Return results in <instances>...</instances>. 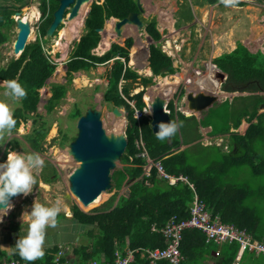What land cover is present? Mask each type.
I'll list each match as a JSON object with an SVG mask.
<instances>
[{"label":"trees","instance_id":"trees-1","mask_svg":"<svg viewBox=\"0 0 264 264\" xmlns=\"http://www.w3.org/2000/svg\"><path fill=\"white\" fill-rule=\"evenodd\" d=\"M219 1L209 0V3L215 4ZM15 2H18L19 6L0 2V45L8 41L7 30L15 23L13 17L15 11L20 10L28 1L15 0ZM57 5L58 0H51L50 14L43 17L39 25L41 35L45 34L46 28L52 20V11ZM240 5H243V2L237 6ZM40 7L42 11H45L46 0H41ZM134 11H138L137 0L92 2L84 22L85 33L75 43L72 55L64 63V67L58 75L55 73L57 64L51 59L39 39L28 43L18 58H11L5 65L0 66V79L3 81L17 79L27 93L26 97L20 100L19 105L13 109V115L17 121L13 130H16L21 120H26L30 113H36L39 118H43L53 112L66 95L68 85L75 72L88 71L98 64H107L109 67L110 64L105 72L108 86L104 92V98L118 107L125 108L127 146L120 158L122 167L112 173L114 184L109 190L112 193L111 197L99 206L92 207L93 213L83 211L76 204L73 206V214L70 219L77 222L79 227L90 228L85 230V237L88 238V241L82 245H73V257L72 255L69 257L70 261H73L74 264H89L92 260L100 261L101 259L113 261L117 251L126 254L129 250L134 255L129 264H149L146 249L166 246L161 229L169 218L173 215L178 219L189 216L188 209L193 199L192 188L180 180L173 185L169 184L167 179L158 175L155 167H152L150 175L143 174L142 166L145 159L138 156L142 150V147L138 146L141 141L144 142L148 155L153 159L160 160L167 173L176 176L183 175L194 184L196 193L213 215H218L222 222L245 229L254 238L264 241V218L260 216L258 205L255 202L257 196L264 198V185L254 188L250 183L251 175L258 177L257 181L263 180L262 176H264V111H258V105L264 103V95L256 93L236 96L230 103L225 100L217 105V108H210L200 120L202 125H212L210 132L212 135L230 132L233 143L229 145L228 151L220 152L221 149L217 146H210L217 150V155L208 160L205 159L204 154L194 158L195 155L190 153L194 148L191 147L176 153L172 152L171 149L178 148L181 141H187V134H182V127H179L180 130L178 129L170 139L159 141L151 129L149 118L143 116L137 119L134 109L124 98H131L129 94L131 91L130 82H137L140 77L132 68L133 66L144 64L149 66L155 75H160L162 68L172 64L169 55L164 53L159 45L151 41L146 46L139 48L131 37L121 42H112L110 48L101 55L93 53V49L97 47L100 40V33L97 29L103 27L105 21L110 17L121 19ZM181 15L187 20L192 18L189 5L185 4ZM46 24L47 26H45ZM145 30L152 40L160 39L161 34L157 29L155 18L146 23ZM80 34L77 32L76 40ZM231 48H227V50ZM222 51L225 50L220 52ZM214 53L215 49L213 48L212 54ZM212 63L227 74L228 78L225 84L227 91L245 88L248 92H264V54L261 51L251 52L243 43L238 42L230 52H224L214 57ZM207 69L208 72L213 73L215 68L208 64ZM174 71L175 69L172 68L169 73H174ZM51 77L61 79L64 83L56 82L50 88L51 94L46 97V102L43 105L44 110L38 112V104L41 100L40 89ZM142 79L145 83L151 80L150 77ZM122 80L126 83L120 86ZM179 80L176 84L179 83ZM140 88V86L136 88V92L140 91ZM205 89H211L210 84H206ZM164 91L167 94L172 92ZM144 94L145 91L141 90L133 96L138 109L145 106ZM181 94L182 92L180 96ZM168 108L172 120L175 121L173 102L168 104ZM176 114L178 124L184 120L191 121L190 126L196 131L198 121L194 116L185 117L181 112ZM72 115L77 118L81 115V108L78 105L73 109ZM242 119L249 123L245 133L239 134L236 131H230L231 127L237 129ZM32 121L33 130L27 139L31 147L38 150L48 128L45 127V120L38 122L37 126V119L33 118ZM119 127L116 128L113 135L114 141L119 140L122 136V129ZM180 131L181 136L179 135ZM194 136L199 137V134L196 133ZM12 142L16 143L17 140L13 139ZM200 146L204 148L201 144ZM258 159L260 163L256 164ZM244 173L248 184H242L243 187H241L238 180L239 176ZM44 176V182L49 183L55 179L57 171L53 168L52 177ZM232 181L235 183L234 187H232ZM127 185V191L121 194L115 203L117 194ZM104 196L102 193L87 206L96 205ZM76 199L81 203L77 197ZM81 205L83 204L81 203ZM61 215H58V219L64 218ZM152 226H155L156 230H152ZM11 227L14 226L11 225ZM210 245H214L211 250L208 249ZM57 247L58 245L55 244L46 248L44 257L34 262L52 264L53 253ZM180 248L181 255L184 257L180 264H205L218 248L222 254L220 264H231L235 259L238 244L233 242L218 246L215 242L206 243L205 234L201 230L186 229L183 232ZM4 257L7 259L20 258L18 254L9 256L4 250H0V262ZM159 264L171 263L168 260H161Z\"/></svg>","mask_w":264,"mask_h":264},{"label":"rangeland","instance_id":"rangeland-1","mask_svg":"<svg viewBox=\"0 0 264 264\" xmlns=\"http://www.w3.org/2000/svg\"><path fill=\"white\" fill-rule=\"evenodd\" d=\"M27 4L22 6L20 11L23 13L24 7H29L32 4L37 5V0H27ZM93 1L88 5H91ZM101 2L102 0H98ZM143 2V12L140 14L144 24L146 25L152 18L156 20V26L159 30L161 37L159 40L154 41L150 38V35L145 30V25L142 29H138L136 25H128L124 28L122 34L117 36L114 31V20L108 19L104 23L105 30L101 32L100 46L94 50V53L97 55H101L104 52V49L108 47L112 42H121L122 40L131 37L133 38L137 47L141 48L146 46L150 41L159 45L164 53L169 55L172 59V64L174 66V73L166 72V75L161 77L151 75L150 83H145V81L140 80L139 82H130V89L132 92H136V88L140 85H143L144 88H149L146 97H154L157 94L162 93L160 97L168 99L172 93L165 95L166 92L161 89H165V87L160 88L159 85L163 82V85H166L164 77H168L170 81L175 79L177 76V80L179 83L175 85L174 90L176 91L174 94V100H178L177 107L181 106V102L185 101L189 102L186 99V93L188 91H203V89L199 85V78H202V75L208 74L205 66L207 67L206 62L212 60L214 56L213 48L216 53L221 50H225V48H230L234 46L238 41L244 43L251 49L252 52H256L258 48L263 49L264 53V1L262 0H240L243 2L242 6H236V8L226 7L220 1L215 4L209 3V0H141ZM2 4H15L19 6L18 2L15 0H0ZM59 4V2H58ZM185 4L190 6L192 11V18L187 20L182 17L181 13L183 12V8ZM58 6V5H57ZM57 7H55L56 9ZM87 6L85 7V9ZM90 8V7H89ZM84 9V10H85ZM210 10V11H209ZM241 10V11H240ZM55 11V10H54ZM53 11V13H54ZM89 11V10H88ZM87 11V13H88ZM205 12V13H204ZM240 12L245 13L246 20H240V31L239 35L234 39H226L223 38L222 41H218L216 35L226 36L229 31L228 24L230 23L228 19H231L232 16L235 17ZM86 13V15H87ZM73 19L67 20L59 31L64 29L65 31H70L74 29ZM79 20V18H78ZM238 20V19H237ZM81 21V19L79 20ZM110 21V22H109ZM246 21V22H245ZM38 22L37 20L34 23H31L30 30L33 31V38L29 39V43L33 42L36 39H39L44 46V49L48 50V54L51 59L57 64L55 69V73L58 75L62 67H64V63L73 53V45L76 40V31H73V37L63 38L61 40V44L56 46L57 40L60 38L59 31L56 34L49 38H45L43 35L39 38L38 32ZM84 24V19L82 21ZM47 26V24L45 25ZM72 26V27H71ZM74 26V27H73ZM48 27V26H47ZM131 29L128 31L127 29ZM174 31L171 33L170 31ZM84 26L81 27L79 34H83ZM8 41L4 42L0 45V66L5 65L13 55L10 54L12 52L13 41L16 37V28L15 25L12 24L8 30ZM128 32V33H127ZM262 32V33H261ZM229 33V32H228ZM72 34V33H71ZM112 34V36H111ZM123 38V39H122ZM68 39V41H67ZM33 40V41H32ZM234 40V41H233ZM78 40H76L77 42ZM107 42V43H106ZM55 43V44H54ZM106 43V44H103ZM56 48V49H55ZM57 50V51H56ZM64 50V51H63ZM66 53V54H65ZM222 54V53H221ZM16 57V56H14ZM180 59V60H179ZM205 64V65H204ZM110 67V64L108 65ZM107 64H98L95 68H92L88 71L79 70L73 74L72 81L68 85V91L61 103L54 108V111L50 114L46 115L43 118H39L36 113H30L29 117L26 120H21L19 127L16 130H13L10 136H5L3 141H0V163L6 161L7 151L12 150L17 153L23 154H31L38 153L45 164L42 171L34 172V175L37 179V184L33 188V192L28 196L18 195L17 200H11V203L14 207L8 212L6 216L10 217V221H15L14 219L17 217L21 218L22 223V213L25 211H31V205L33 201L42 203L46 206H59L61 208L60 215L66 217H71L73 214V206L76 204L83 211L88 213H93L91 210L92 207L99 206L103 201L108 200L112 193L109 190L103 192L105 195L104 198L93 206H84L81 205L80 202L76 199L74 195L70 192V173L79 167L80 161L77 160L71 152V143L74 141L77 136V121L78 118L72 115L73 109L78 105L81 108V115H85L87 111H95L100 115V118L103 123V128L106 134H111L113 127L115 125H120L119 128L123 130L125 129V108L122 106L120 109L122 110V116H115L112 112L113 104L106 101L103 94L106 90V77L105 72L108 69ZM140 68V69H139ZM137 71L140 73L142 77H147V73L142 71V67H137ZM195 71V72H194ZM197 71L200 72V76H197ZM193 73L195 75H193ZM174 75V76H172ZM176 80V81H177ZM186 80H191L188 84H186ZM161 81L160 83H158ZM2 80H0V101L7 103L12 110L19 105V101H14L10 97H6L4 95L5 87L3 86ZM64 83L61 79L57 78H48L45 82V85L40 89V97L46 99L47 91L56 83ZM199 82V83H198ZM155 83V84H154ZM157 83V84H156ZM147 90V89H146ZM162 91V92H161ZM170 92L172 90H169ZM182 91L181 96H178ZM231 92V91H228ZM229 94L234 96H241L249 94L248 91L243 88V90L234 91L232 93L222 94L226 97H229ZM264 94V93H262ZM152 95V96H150ZM230 95V96H231ZM167 96V97H164ZM145 97V95H144ZM148 100V99H147ZM41 102V100H40ZM38 104V112H43V101ZM176 103L174 104V106ZM206 107V106H205ZM191 109V107H189ZM175 109V107H174ZM184 111H187V114L190 113L185 107ZM194 110V109H193ZM259 112L264 111V108H259ZM80 115V116H81ZM177 117V116H176ZM36 118L38 122L46 121L45 127L47 129V133L44 139L41 142V147L36 150L31 147L29 140L27 139L28 135L32 133L33 130V121L32 119ZM124 120V125L122 127L121 121ZM191 121H184L182 134H190L193 137L196 132L193 130L192 126H190ZM185 123V126H184ZM247 123L243 122L237 131H246ZM110 138V137H109ZM13 139H18L17 143L12 142ZM111 139V138H110ZM10 141V143H9ZM213 143V141H212ZM230 145L233 143L232 138L230 137L229 141ZM194 149L190 151V153L194 154L196 158L205 155V159L208 160L213 156H216L217 150L215 148L201 147L200 145H196L193 147ZM220 152H225L220 146ZM262 149V148H261ZM228 151V149H227ZM78 163V164H77ZM260 163L258 159L256 164ZM48 165L46 168L45 166ZM122 163L120 159H116L115 167L111 170L113 171L122 167ZM53 168L57 171V176L55 179L51 180L49 183L42 185L44 182V175L48 177H52ZM74 168V169H73ZM236 171V170H235ZM251 171V169H250ZM73 173V172H72ZM263 180L257 181L255 175H251V185L254 188H259L264 185V176ZM254 179V180H253ZM241 187L242 184H248V179L246 178V174H242L239 176L238 180ZM112 186L113 181L111 180ZM232 187H234L235 183L232 181ZM49 185V186H48ZM239 186V187H240ZM127 187H124L117 194L115 203L118 197L127 191ZM45 188V189H44ZM16 201V202H15ZM255 202L258 205V212L261 217L264 218V198L260 196L255 197ZM115 205V204H114ZM66 209V211H65ZM101 209V208H100ZM22 211V213H21ZM4 218V217H3ZM7 221V220H6ZM4 223V222H3ZM20 223V222H19ZM77 223V222H76ZM1 224V223H0ZM78 225V223H77ZM264 227V225H263ZM90 227H81L79 229V235H82V240L80 237V242H87L88 238L85 237V230ZM7 229V228H5ZM57 236L59 240L65 239L69 236V233L66 231H54L50 230L49 234ZM78 235V236H79ZM78 245V244H77ZM214 245H210L208 249H213ZM256 254L253 251L247 250L245 252V256L253 257ZM219 260V259H218ZM213 264H218L217 260H213ZM241 264H264V256L261 257L257 263L252 258H246L242 261Z\"/></svg>","mask_w":264,"mask_h":264},{"label":"water","instance_id":"water-1","mask_svg":"<svg viewBox=\"0 0 264 264\" xmlns=\"http://www.w3.org/2000/svg\"><path fill=\"white\" fill-rule=\"evenodd\" d=\"M88 0H59V4L53 13L52 21L46 29L45 38L53 36L56 28L60 24H64L67 20H71L78 15L79 8L82 3ZM138 11L129 13L128 16L114 21V31L120 37L124 28L128 25H136L138 29L144 27V22L140 17L143 12V2L137 0ZM68 8L69 13L67 19L63 15L65 9ZM16 37L13 41V54L16 58L22 53L25 46L28 44V37L31 32L30 23L22 20L21 11H15L14 15ZM112 19L114 17H111ZM116 19V18H115ZM98 32L105 30V27L97 29ZM123 39V38H122ZM212 67H216L211 64ZM174 68L173 64L161 69L160 74H164ZM226 74L217 70L212 79V88L216 84L218 89L226 80ZM186 99L189 102L191 109H197L201 106H207L214 102L215 92L209 89L203 91H188ZM42 101H44L42 99ZM41 101V102H42ZM185 105L186 102H182ZM264 108V103L258 105L259 108ZM152 115L150 126L154 133L158 130L157 122H171L172 118L169 112L165 109L164 101L161 98L151 104ZM112 112L115 116H122L124 112L118 107H113ZM168 114H165V113ZM127 124V120L125 126ZM77 136L71 143V152L74 157L80 161L79 167L74 169L70 175V192L77 197L81 203L87 206L93 202L103 192L112 188V173L111 170L115 167L116 159H120L127 146L126 127L123 130V136L120 141L110 139L104 131L103 123L100 115L95 111H87L85 115H81L77 121ZM15 197V196H14ZM11 198V200L14 199Z\"/></svg>","mask_w":264,"mask_h":264},{"label":"clouds","instance_id":"clouds-1","mask_svg":"<svg viewBox=\"0 0 264 264\" xmlns=\"http://www.w3.org/2000/svg\"><path fill=\"white\" fill-rule=\"evenodd\" d=\"M37 2H40V5H41V0H37ZM97 2H99V1L97 0ZM101 2H103V0ZM101 2H99V3H101ZM220 3H222L226 7L235 8L240 3V0H220ZM40 5L39 6H38V4L36 5V8H37L38 13H39V16H38L39 17V21H38V23H39L38 24L39 38L42 37V35L39 31V25H40V23L44 17L43 12H45V11H42ZM67 10H68V8H67ZM89 10H90V8H89ZM41 12H42V14H41ZM21 14H22V12H21ZM49 14H50V11L47 15L49 16ZM52 18H53V11H52ZM109 19H112V18L110 17ZM113 19H114V21L117 20V18L115 19V17ZM61 25H63V24H60L57 27L58 31H59ZM30 27H31V24H30ZM57 28H56V30H57ZM56 30H55L54 34H56ZM99 33L101 34V32H99ZM100 38H101V35H100ZM79 39H80V37H79ZM238 42H240V41H238ZM236 46H237V43H236L235 47ZM245 46L248 48L247 45H245ZM96 48L97 47H95L93 49V53H94V50ZM12 51H13V49H12ZM257 51L262 52L263 51L262 47L258 48ZM228 52H230V51H228ZM12 58H16V57H14V55H13ZM133 67L135 68L136 66H133ZM214 68H215L214 74L217 72V70H220L217 67H214ZM62 69H63V67H62ZM159 76L161 77L163 75L160 74ZM226 76H227V74H226ZM227 78H228V76L226 77V80L223 84H226ZM106 81H107L106 82V88H107L108 80L106 79ZM123 83H126V81L122 80V82L120 83V86H122ZM3 86L5 87L4 95L6 97L12 98L14 101L20 102V100L25 98L27 95L26 90L18 82L17 79L6 80L3 82ZM200 87H201V85H200ZM219 89L224 91V92H228L226 90V88H223V85ZM142 90L145 91V89H142ZM140 91H138V92H140ZM234 91H238V90H233L230 93H232ZM138 92L130 91L129 94H130L131 98H133V96L135 94H137ZM256 93L262 94L264 92L263 91L249 92V94H247V95L256 94ZM50 94H51V90L49 89L47 91L46 95L49 96ZM144 95H146V93ZM247 95H245V96H247ZM262 95H264V94H262ZM103 96H104V94H103ZM234 97H236V96H234ZM234 97H233V95H232V97L229 96V98L232 100ZM42 99L43 98H41V101H42ZM43 100H44L43 103L46 102V99H43ZM226 100H228V97H226ZM144 102H145V106H143V107L148 108L145 110V114L148 115L147 117L151 121L152 109H151V107H148L146 105V97H144ZM110 103L113 104V107L116 106L113 102H110ZM182 106L185 107V105H183V103H182ZM116 107H118V106H116ZM118 108H120V107H118ZM167 108L168 107H165L166 110L169 109V108L168 109ZM168 112H169V110H168ZM165 114H168V113L166 112ZM169 114H170V112H169ZM79 117H78V119H79ZM125 118H126V116H125ZM138 118H139V116L137 115V119ZM149 124H150V122H149ZM16 125H17V121L14 118L12 108H10V106L7 103L0 101V141H3L6 135L10 136L13 129L16 127ZM248 126H249V123H248ZM156 127L158 129L155 133L157 140L164 141L166 139H170L172 136H174L176 134L179 127H182V122H180L178 124L177 122H175L173 120L171 122L159 121V122H157ZM9 143H10V141H9ZM6 158L7 159L5 162L0 163V223H3V217L6 216L8 214V212L14 207V205L11 203L12 197L18 196V195H23L26 197L33 192V188L37 184V179H36V176L34 175V172L42 171L44 164H45L44 160L42 159V157L38 153L23 154V153H17L16 151L8 150ZM65 211H66V209H65ZM60 212H61V208L59 206H55V205L46 206V205L39 203V202H36L34 200L32 205H31V211L30 212L25 211L22 213V222L27 224V228L25 230L26 234L20 235L19 238L16 240L14 246L0 245V250L7 251L9 253L8 255L18 254V256L20 258H11V259H20V260H23L25 262H28V264H32V262H34L38 259H42L45 255L44 246H45V241H46L47 229H49V228L54 229L58 226V215L60 214ZM66 218H68V217H66ZM15 223H17V222H15ZM70 247H72V249H73V245H71ZM214 253H215V251H214ZM262 255L264 256V254H262ZM242 258H243V256H242ZM4 259H7V258L4 257ZM232 262H231V264H232ZM239 262L237 264H239Z\"/></svg>","mask_w":264,"mask_h":264},{"label":"built area","instance_id":"built-area-1","mask_svg":"<svg viewBox=\"0 0 264 264\" xmlns=\"http://www.w3.org/2000/svg\"><path fill=\"white\" fill-rule=\"evenodd\" d=\"M38 6L40 2H37ZM50 11V0H46V9L43 12V16L46 17ZM42 14V12H41ZM39 21V17L37 22ZM132 95V94H131ZM128 104L134 109V115L140 117L148 116L145 114L147 107L138 109L136 107L134 98H126ZM168 111V110H167ZM142 147L141 152L138 153V156H141L145 159L143 164V174L150 175L152 167L156 168V171L160 177H163L168 180V183L173 185L177 181H183L187 183L193 190V199L189 206L188 212L189 216L187 218L178 219L175 215L171 216L166 222L165 226L161 229L165 237L166 246L164 248H153L146 249L147 258L149 264H159L161 260H168L171 264H180L184 257L181 255L180 247L183 237V232L186 229H199L205 234L206 243L215 242L218 246H221L225 243L236 242L238 244V250L235 255V260L232 264H237L241 259L243 254L249 250L256 253L264 254V241L254 238L250 233L245 229H240L233 224L222 222L218 215H213L212 211L207 207L205 202L200 199L198 194L195 191L194 184L189 182L187 177L183 175H173L167 173L160 160L151 158L147 150L145 149L144 142L141 141L138 146ZM139 146V147H140ZM152 230H156L155 226H152ZM72 247L65 244H58L57 250L53 253V263L58 264H74L73 261H70L69 257H73ZM215 256L219 257L221 255L220 249L215 250ZM134 258L133 252L127 250L126 254H122L117 251L116 256L113 261H107L101 259L100 263L102 264H129ZM99 261L92 260L89 264H98ZM0 264H28L20 259H3ZM32 264H48L42 262H33Z\"/></svg>","mask_w":264,"mask_h":264},{"label":"crops","instance_id":"crops-1","mask_svg":"<svg viewBox=\"0 0 264 264\" xmlns=\"http://www.w3.org/2000/svg\"><path fill=\"white\" fill-rule=\"evenodd\" d=\"M262 1H264V0H262ZM88 6V5H87ZM240 6H242V5H240ZM26 8V7H25ZM24 8V9H25ZM89 8V7H88ZM23 9V10H24ZM85 11V10H84ZM86 13V12H85ZM77 16H79V13H78V15ZM76 16V17H77ZM75 17V18H76ZM83 17V16H82ZM75 18H74V20H75ZM86 18V17H85ZM85 18H84V22H85ZM79 20H80V17H79ZM79 20L78 19H76V21L75 22H77L76 23V25H75V27H74V30L76 31V33L77 32H79L80 31V29H81V27L83 28V26H84V29H85V24H81L80 25V22H79ZM237 20V19H236ZM82 21V20H81ZM242 21V20H241ZM79 22V23H78ZM246 22V21H245ZM74 23V22H73ZM82 23V22H81ZM60 32V31H59ZM84 33H85V30L83 31ZM77 35V34H76ZM82 36V34H80V36L79 37H81ZM111 36H112V34H111ZM79 39V38H78ZM77 39V40H78ZM100 40H102L101 38H100ZM100 40H99V43H100ZM234 41V40H233ZM62 43V42H61ZM75 43H76V40H75ZM75 43H74V45H73V47L75 46ZM98 43V45H97V48L100 46V44ZM107 43V42H106ZM106 43H103V44H106ZM235 43V42H234ZM110 46H111V44L108 46V47H106L105 49H104V52H106L109 48H110ZM249 48V47H248ZM234 49V48H233ZM232 49H230L229 51H231ZM251 50V49H250ZM103 52V53H104ZM228 52V51H227ZM102 53V54H103ZM215 53H216V51H215ZM214 53V54H215ZM218 56V55H217ZM206 64L208 65V64H212V60H210V61H207L206 62ZM205 65V64H204ZM142 67L143 68V66L145 67V66H147V65H143V66H141V65H136V67L134 68L133 67V69L140 75V73L137 71V67ZM147 67H149V66H147ZM214 68V67H213ZM205 69H206V71H208V69H207V67L205 66ZM151 71H152V69H150ZM195 72V71H194ZM197 73V76H199V77H201L200 75V72L199 71H197L196 72ZM151 75H155L154 73H153V71L150 73V74H148V75H145V76H147V77H150V78H152L151 77ZM193 75H195L194 73H193ZM155 76H158V77H160L159 75H155ZM214 76H215V74H214V72L213 73H210V72H208V74H206V75H202V78H199V85H203L201 88L202 89H205V86H206V84H210V86H212V79L214 78ZM143 77L140 75V77L137 79V82H139L140 80H143L142 79ZM151 81V80H150ZM189 82H191V80H186V84H188ZM147 83H150V82H147ZM203 83V84H202ZM139 86L141 87L140 88V90H142V89H145V93H146V95H147V92H148V89L149 88H144V87H142L143 85H140V83H139ZM138 86V87H139ZM214 86V88H212L211 87V89H209V90H212V91H214L215 92V99H214V102L213 103H211L210 105H207L206 107L205 106H201V107H198L197 109H190L189 108V106H188V103L186 102L185 103V108L187 109V110H189L190 111V113L189 114H187V111L185 112L184 111V109H182V108H184L183 106H182V104H181V106L180 107H177V101L178 100H174L175 102H173V106H174V104L176 103V105L174 106L175 107V109H174V113H175V122H177L178 123V116H177V112H181L185 117H191V116H194L195 118H196V120L198 121V124H197V126H196V133L197 134H199V137H195V136H193V137H191V135L188 133L187 134V141L185 142V141H181L182 143H180V146L178 147V148H176V147H173L172 149H171V151L172 152H174V153H176V152H178V151H180V150H183V149H185V148H187V147H191V148H193L194 146H195V144H198L199 143V145L201 144L202 146H204V147H210V146H214V147H218V148H220V146H222V149L224 150V151H227V149L229 150V145H230V143H229V141H230V132H228V133H217V134H215V135H212V133H210L211 132V130H212V125H202L201 123H200V120L202 119V117L204 116V114L210 109V108H217V105H219L220 103H222L223 101H225L226 100V96L224 95H222V94H226V93H230V92H222V90H220V89H218V87H216V84L215 85H213ZM137 87V88H138ZM223 88H225V84H223ZM147 89V90H146ZM176 90V89H175ZM174 89L172 90V95L168 98V99H165V98H162V97H160L161 95H162V93H160V94H157V95H155L154 97H151V98H149V100H147L146 99V105L148 106V107H151V104L156 100V98H161L163 101H164V106L165 107H168V104L170 103V102H172V99H174V94H175V91ZM182 91H180V93H181ZM146 95H145V97H146ZM168 95V94H167ZM178 96L180 97V94L178 93ZM242 96H245V95H242ZM164 97H167V96H164ZM228 100H229V103L230 102H232V99H230L229 97H228ZM182 103V102H181ZM168 109V108H167ZM169 110V112H170V109H168ZM171 113V112H170ZM177 116V117H176ZM185 121V120H184ZM183 121V122H184ZM183 122H182V128H183ZM243 122H246L244 119H242V121H241V124L243 123ZM247 123V122H246ZM121 124L122 125H124L123 124V120L121 121ZM241 124H240V126H241ZM120 125H115V127L116 128H118ZM184 126H185V123H184ZM123 127V126H122ZM247 127H248V123H247ZM239 128V127H238ZM237 128V129H238ZM237 129H234L233 127H231L230 128V131H236V132H238L239 134H244L245 133V130H243V131H237ZM180 130V129H179ZM179 135L181 136V131L179 132ZM185 135V134H184ZM181 140V139H180ZM115 141H120V139L119 140H115ZM212 141H213V143H212ZM71 174V173H70ZM72 175V174H71ZM47 184V183H46ZM7 220V221H6ZM11 219H10V217L9 216H4V218H3V222L4 223H1L0 224V245H3V246H14L15 245V242H16V240L19 238V236L20 235H25L26 234V228H27V224H25V223H19V222H21V218L20 217H17V218H15L14 220L15 221H10ZM15 222H17V223H15ZM11 225H13L14 227H11ZM5 228H7V229H5ZM81 227H79L78 225H77V223L73 220V219H70V217H68V218H60V219H58V226L56 227V228H49V229H47V235H46V241H45V246H44V251H45V249L46 248H49V247H51V246H53V245H55V244H65V245H76V244H78V245H82V243H86V241L84 240V242H81V243H79L80 242V237H81V240H82V235H79V229H80ZM66 229V231L69 233V236L67 237V238H65V239H62L61 238V240H59V238H57V236H54V233L55 232H53V234L52 235H50L49 234V231L50 230H54V231H57V232H59V231H64ZM79 235V236H78ZM257 239V238H256ZM7 254H9L7 251H5ZM254 254H256L255 256H253V257H249V256H246L245 258H244V256H245V253H244V255H243V258H242V260L239 262V264H241L242 263V261L243 260H245L246 258H252V259H254L255 261H256V263H257V261L261 258V257H263V255L261 254V253H256V252H253ZM10 256V255H9ZM219 259V260H218ZM213 260H217L218 261V264H220L221 263V260H222V256H219V257H216L215 255H213V256H211L210 258H209V260L207 261V263H205V264H213ZM98 264H102V263H100V261H99V263Z\"/></svg>","mask_w":264,"mask_h":264},{"label":"bare ground","instance_id":"bare-ground-1","mask_svg":"<svg viewBox=\"0 0 264 264\" xmlns=\"http://www.w3.org/2000/svg\"><path fill=\"white\" fill-rule=\"evenodd\" d=\"M91 2V0H88V1H86V2H84V3H82V5L80 6V8H79V16H77L76 18H75V20H73V22H74V26L76 25V23L77 22H75L76 21V19H78L79 17H80V19L82 20V16L85 14V12L87 11V9H88V7H90V5H88L89 3ZM88 5V6H87ZM87 6V8L85 9V7ZM25 8V7H24ZM236 8V7H235ZM234 8V9H235ZM84 9H85V11H84ZM210 11V10H209ZM241 11V10H240ZM205 13V12H204ZM38 16H39V13H38V10H37V8H36V6L34 5V4H32L31 6H29V7H26L24 10H23V13L21 14V18H22V20H24V21H27V22H29L30 24L31 23H34V21L35 20H37L38 19ZM86 17V14H85V16H83V19ZM236 19H238V20H236ZM111 20H114V19H111ZM240 20H246V17H245V13L244 12H240V14L238 13L237 15H235V17L234 16H232V18L231 19H228V21L230 22L229 24H228V26L230 25V27H229V33L227 32V34H226V36H222V35H216L217 36V40L220 42V41H222V39L223 38H225L226 37V39H234L236 36H240L239 35V31H240ZM79 22H81V21H79ZM78 22V23H79ZM110 22V21H109ZM149 24V23H148ZM147 24V25H148ZM73 26V27H74ZM146 26V25H145ZM72 27V26H71ZM131 29L132 28H130V29H127L128 31H131ZM133 30V29H132ZM34 31V30H33ZM33 31H31L30 32V34H29V37H28V40L29 39H31V38H33ZM73 31H74V29L73 30H71L70 29V31L68 30V31H65L64 29L62 30H60V32H59V35H60V38L57 40V42H56V46H58V45H60L61 44V40L63 39V38H67V37H70V38H72L73 37ZM171 33H173L174 31L172 30V31H170ZM72 33V34H71ZM128 33V32H127ZM262 33V32H261ZM33 41V40H32ZM67 41H68V39H67ZM235 47V43H234V46L231 48V49H233ZM56 49V48H55ZM57 51V50H56ZM64 51V50H63ZM227 51H229V50H227V48H225V51H222V52H219V53H215V54H213L214 56H217V55H220L221 53H224V52H227ZM10 54H12V55H14L13 54V51L10 53ZM66 54V53H65ZM180 60V59H179ZM144 65V64H143ZM143 65H141V66H143ZM140 69V68H139ZM151 68L150 67H147V66H143V69H142V71L143 72H145V73H147V74H150L152 71L150 70ZM172 76H174V75H172ZM177 76L178 75H176L175 76V79L173 80V81H170V80H168V81H165L166 82V88L165 89H161V90H167V91H169V90H173L174 88H175V84H176V80H177ZM164 79H169L168 77H165ZM176 81V82H175ZM155 84V83H154ZM157 84V83H156ZM162 87H164L162 84H160L159 85V90H160V88H162ZM162 92V91H161ZM223 92V91H222ZM165 95H167V93L165 94ZM150 96H152V95H150ZM153 97V96H152ZM150 97H146V99H149ZM159 98V97H158ZM115 131H116V127H113V130H112V133L111 134H109V135H107L108 137H110L111 139H113V135L115 134ZM78 164V163H77ZM74 169V168H73ZM74 171V170H73ZM72 171V172H73ZM72 172H71V174H72ZM42 185H45V186H47L46 185V183H42ZM49 186V185H48ZM45 189V188H44ZM18 199V196H15L14 197V200H17ZM16 202V201H15ZM21 213H22V211H21ZM22 215V214H21Z\"/></svg>","mask_w":264,"mask_h":264},{"label":"flooded vegetation","instance_id":"flooded-vegetation-1","mask_svg":"<svg viewBox=\"0 0 264 264\" xmlns=\"http://www.w3.org/2000/svg\"><path fill=\"white\" fill-rule=\"evenodd\" d=\"M50 2H51V0H50ZM58 2H59V0H58ZM68 12H69V10H67V8L65 9V12H64V19L66 18L67 19V14H68ZM57 31H58V28H57V30H56V33H57ZM165 78V77H164ZM163 78V79H164ZM165 81H168L169 79H164ZM161 81H159L158 83H160ZM176 82V81H175ZM160 84H164L163 82H161ZM164 87L166 86V85H163ZM166 88V87H165Z\"/></svg>","mask_w":264,"mask_h":264}]
</instances>
